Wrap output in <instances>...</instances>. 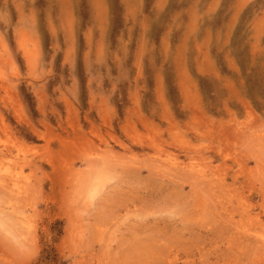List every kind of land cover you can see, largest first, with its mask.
<instances>
[{
  "label": "rangeland",
  "instance_id": "rangeland-1",
  "mask_svg": "<svg viewBox=\"0 0 264 264\" xmlns=\"http://www.w3.org/2000/svg\"><path fill=\"white\" fill-rule=\"evenodd\" d=\"M0 264H264V0H0Z\"/></svg>",
  "mask_w": 264,
  "mask_h": 264
},
{
  "label": "bare ground",
  "instance_id": "bare-ground-1",
  "mask_svg": "<svg viewBox=\"0 0 264 264\" xmlns=\"http://www.w3.org/2000/svg\"><path fill=\"white\" fill-rule=\"evenodd\" d=\"M178 168V167H177ZM21 169V168H20ZM170 169V168H169ZM23 178V177H22Z\"/></svg>",
  "mask_w": 264,
  "mask_h": 264
}]
</instances>
